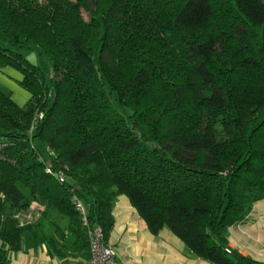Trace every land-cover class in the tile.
<instances>
[{
  "label": "trees",
  "instance_id": "trees-1",
  "mask_svg": "<svg viewBox=\"0 0 264 264\" xmlns=\"http://www.w3.org/2000/svg\"><path fill=\"white\" fill-rule=\"evenodd\" d=\"M6 66L29 98L0 87V264L34 222L57 232L48 252L70 234L89 260L87 226L107 241L118 195L197 257L262 264L226 230L264 197V0H0Z\"/></svg>",
  "mask_w": 264,
  "mask_h": 264
},
{
  "label": "crops",
  "instance_id": "crops-1",
  "mask_svg": "<svg viewBox=\"0 0 264 264\" xmlns=\"http://www.w3.org/2000/svg\"><path fill=\"white\" fill-rule=\"evenodd\" d=\"M18 76L20 81V74ZM112 215L114 222L107 241L112 244L114 239L113 245L126 251L128 257L140 259L143 255L145 264H212L194 255L167 228L155 235L150 233L124 195L115 198ZM46 236H57L52 224L34 222L33 228L24 232L20 249L8 253L11 264H87L88 257L73 244L72 235H65L63 240L57 237L56 249L53 248L51 253L48 252ZM226 239L231 249L264 264V197L251 204L242 221L227 228ZM131 258L124 264H141Z\"/></svg>",
  "mask_w": 264,
  "mask_h": 264
},
{
  "label": "built area",
  "instance_id": "built-area-1",
  "mask_svg": "<svg viewBox=\"0 0 264 264\" xmlns=\"http://www.w3.org/2000/svg\"><path fill=\"white\" fill-rule=\"evenodd\" d=\"M42 115L40 114L39 117ZM49 171V169H48ZM59 180L63 181L62 173L58 175ZM72 202L76 210L81 214L83 221H86L87 206L77 197H73ZM43 205L34 204L26 210H19L12 214L18 224L28 225L33 223L43 211ZM87 237L89 244V260L87 264H116L112 245L105 240L104 231L98 224L87 226Z\"/></svg>",
  "mask_w": 264,
  "mask_h": 264
},
{
  "label": "rangeland",
  "instance_id": "rangeland-1",
  "mask_svg": "<svg viewBox=\"0 0 264 264\" xmlns=\"http://www.w3.org/2000/svg\"><path fill=\"white\" fill-rule=\"evenodd\" d=\"M82 14L84 18L86 19L87 14L84 10H82ZM37 52L38 51L35 50L33 52L26 53L25 55L27 56V59L31 63L35 65H39L41 67L46 79H48L51 73L50 62L45 58L44 55H39ZM15 71L17 72V74H15L16 73ZM18 74L20 73L10 66L0 68V87L3 88L4 90L9 91L12 95V98L18 104H24L29 97H28V92L19 83ZM20 77H21V74H20ZM49 218H50V215H49ZM43 219L44 220L42 221H45L46 217L45 218L43 217ZM52 219L54 220V222L60 223L62 224V226H64V222L60 220L59 216L54 215L52 216ZM113 243H114V239L112 241V244L111 243L110 244L112 245V248H113L116 264H124L125 262L129 261L130 260L129 258L131 257L127 256L126 251L119 250L116 246L113 245ZM132 259H136L141 264H145L143 255L140 256V259L138 257L131 258V260Z\"/></svg>",
  "mask_w": 264,
  "mask_h": 264
}]
</instances>
